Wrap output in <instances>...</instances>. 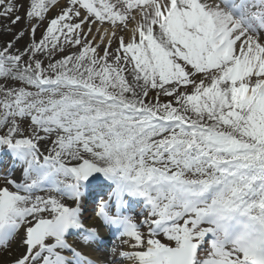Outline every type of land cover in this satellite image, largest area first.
Here are the masks:
<instances>
[{
    "label": "snow or ice",
    "instance_id": "obj_1",
    "mask_svg": "<svg viewBox=\"0 0 264 264\" xmlns=\"http://www.w3.org/2000/svg\"><path fill=\"white\" fill-rule=\"evenodd\" d=\"M53 7L0 0V257L264 264V0Z\"/></svg>",
    "mask_w": 264,
    "mask_h": 264
},
{
    "label": "rangeland",
    "instance_id": "obj_2",
    "mask_svg": "<svg viewBox=\"0 0 264 264\" xmlns=\"http://www.w3.org/2000/svg\"><path fill=\"white\" fill-rule=\"evenodd\" d=\"M17 4H24V8H27L29 0H16ZM60 7H64L65 6V0H58ZM60 7H53L50 8L49 12L46 14V20L42 23H40L37 27V31H36V39L39 40L42 36V33L44 32L47 22L54 18L56 15H58L60 13ZM21 16L24 15V9L20 10L19 13ZM33 23H36V21H33ZM25 27H27L26 23L22 20L19 24L12 26L10 24V21L0 17V47H3L8 41L13 40V35L16 32H19L20 30L24 29ZM9 29H11V31H9ZM93 30L95 31V26L93 28ZM31 42V36L29 34H25V36L18 42H16L15 44V48L13 49V51L15 52L16 49H19L20 51H23L24 48ZM116 47V44H113V48ZM72 51H75V49H72ZM43 58V57H41ZM59 58V57H57ZM25 59H27L25 57ZM47 62V59H44V63ZM27 125V121L25 122V127ZM45 149V145L42 143L41 144V150L44 151ZM200 255L206 257V252L201 251Z\"/></svg>",
    "mask_w": 264,
    "mask_h": 264
},
{
    "label": "bare ground",
    "instance_id": "obj_3",
    "mask_svg": "<svg viewBox=\"0 0 264 264\" xmlns=\"http://www.w3.org/2000/svg\"><path fill=\"white\" fill-rule=\"evenodd\" d=\"M9 260H10L9 257H3V258L0 260V264H6V263L9 262Z\"/></svg>",
    "mask_w": 264,
    "mask_h": 264
}]
</instances>
